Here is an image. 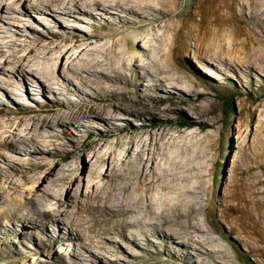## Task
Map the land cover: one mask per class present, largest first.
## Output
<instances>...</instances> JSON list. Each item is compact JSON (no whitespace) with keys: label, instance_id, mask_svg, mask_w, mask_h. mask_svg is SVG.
Returning a JSON list of instances; mask_svg holds the SVG:
<instances>
[{"label":"rangeland","instance_id":"1","mask_svg":"<svg viewBox=\"0 0 264 264\" xmlns=\"http://www.w3.org/2000/svg\"><path fill=\"white\" fill-rule=\"evenodd\" d=\"M161 2L165 14L158 22L143 27L132 24L128 29L109 25L107 14H103L105 19L97 15L90 27L76 15L65 16L52 11L37 13L28 8L21 9L20 13L0 10V63L11 53L21 56L28 52V46L45 44L51 50L47 65L53 77L50 89L46 90L47 86L38 77L33 76L35 80L19 78L4 65L5 72L0 70L3 128L12 120L8 131H13L22 117H48L51 122L60 119L62 122L55 130L46 128L55 137L53 145L41 147V152L34 153L31 146L17 145L18 151L0 147V264H99L85 257H68L77 241L53 237L54 228L50 224L44 229L40 225L26 224L17 206L38 199L24 209L32 211L33 218L40 216L44 223L43 212L54 215L58 200L70 204L72 213L76 205L106 184L104 176L112 163L106 152L113 149L123 155L129 146L126 137L106 135V113L98 110L106 104L100 101L106 95H112L111 103L119 107L107 108V112L113 111L116 117L115 127L131 125L136 131L145 124L143 132L166 134L154 154L152 168L156 176L140 190V194L151 196L152 211L160 212L169 205L197 198L206 203L211 198L206 214H197L203 223L206 216L219 215L217 207L223 200L229 208L228 224H222L226 232L223 237L211 232L207 235L216 239L215 245L209 248L222 249L228 256L218 254L216 259L225 262L226 258H231L236 264H264V72L251 68L250 73L239 70L234 74L217 62L204 60L194 53L195 44L187 33L188 26L209 7V0ZM239 2H236L238 12ZM119 14L115 18L120 17ZM82 34L100 36V40L90 41L107 48L106 54L101 56L103 59L99 60L103 68L108 64L107 69L115 67L119 82L101 78L82 85L78 79L71 80L77 74L68 65L80 47L70 49L72 43L68 39ZM68 49L69 54L64 55ZM154 63L164 68L168 76L179 77L182 84L172 88L167 82L160 85L158 78L161 76L139 80L138 75L148 70L146 65L155 71ZM227 96L231 97L230 109L224 106ZM57 102L66 105L62 109L67 115L80 114L77 124L69 125L68 116L58 118L50 111L58 108ZM90 107L97 110L95 115L89 111ZM149 110H156L158 115L153 117ZM10 111L24 113L13 115ZM38 133L44 134L41 130ZM149 144L145 136L133 147L132 153L146 150ZM6 175L10 176L5 178ZM45 190L50 198L35 196ZM189 191H196L197 195H190ZM12 213L17 214V219L8 218ZM84 218H88L86 214ZM66 219L72 220L74 215ZM56 224L62 237L73 234L65 222L58 220ZM230 225L235 229L228 232ZM119 245L129 255L141 253L130 243L123 241ZM251 250H255L254 255ZM115 256L124 258L122 264L174 262L163 255L148 259L127 257L119 252L110 258ZM193 262L199 261L193 259ZM178 263L185 264L184 261Z\"/></svg>","mask_w":264,"mask_h":264},{"label":"bare ground","instance_id":"2","mask_svg":"<svg viewBox=\"0 0 264 264\" xmlns=\"http://www.w3.org/2000/svg\"><path fill=\"white\" fill-rule=\"evenodd\" d=\"M237 1L239 0H209V7L198 14L199 18L192 19L187 33L194 40V53L204 60L217 62L218 66L226 67L234 74L239 70H248L250 73L251 68L264 72V0H240L239 12L236 10ZM157 5L159 9H157ZM25 8L37 13L52 11L65 16L76 15L90 27H93L92 21L96 20L97 15L101 19H105L103 14H107L106 16L109 15V17H106V22L109 25L122 26L126 29L132 24L141 27L149 26L152 22H158L162 18L161 16L165 14V9H163L165 6L161 0H0L1 11L20 13ZM244 9L247 10V13L244 12ZM118 13H120L118 15L120 17L115 18ZM68 40L72 43L70 49L80 47L78 53L70 58L68 65V68L77 74L75 79H71L72 81L78 79L82 85L92 83L93 80H101V78L114 83L119 82V72L115 71V67L107 69L108 64L106 68H103L101 59L99 60L101 56L106 54L107 48L104 45H94L90 41L100 40L99 35H74ZM28 47L29 50L26 54L17 56L16 53H11L6 56V60L4 59L5 61L0 63V70L5 72L4 65H7L8 71L19 78L35 80L33 76H36L42 81V84L47 86L46 90H49L53 77L50 74L49 65H47L49 59L47 56L51 50L45 44ZM70 49L64 55H68ZM154 64V72L150 70L149 65H146L148 70L138 75V79L145 81L154 76L157 78L161 76L158 78L160 85L167 82L172 88L182 84L179 77L168 76V72L164 68ZM103 70H107V72ZM105 72L106 74H104ZM112 97V95L103 96L100 101L106 104L98 109L100 112L106 113L104 120V124L108 127L106 135L110 134V136L113 135L119 139L126 137V144L129 146L123 155L117 154L113 149L106 152L105 155L112 159L109 173L104 176L106 184L99 190L93 191L80 205H76L75 211L72 213L69 210L70 204L67 205L66 201L58 200L57 211L54 215H50L48 211L43 212L42 217L46 220L44 223L40 216L37 215L34 219L31 215L32 211L24 209L25 205L38 200L36 198L30 199L17 206V211L20 212L22 220L33 227L40 225L42 229L50 224L54 228L53 237L66 238L71 242L77 241L73 252H68V257L74 259L85 257L91 263L122 264L124 258L117 256L110 258L113 254L120 252L126 254L127 257L148 259L163 255L174 261L171 264H181L178 263L180 261H184L185 264H192L194 263L193 259L199 261L197 264H236L235 259L231 258H226L225 262L218 261L216 256L218 254L226 256L225 252L222 249L209 248L216 243V239L207 237L210 232L224 236L226 230L222 224H228L227 209H229L225 205V201L220 200L218 204L219 215L213 218L206 216L203 223H200L197 214H206V208L211 206V198L207 199L206 203L205 201L200 202L197 198V200L189 202H176L177 204L169 205L160 212L152 211L151 196L148 193L140 194V190L142 185L156 176V172L152 168L155 159L154 154L162 140L166 139V134L164 132L159 134L143 132L146 127L145 124H142L141 129L136 131L131 125L115 127L113 121L116 117L113 115V111L107 112V108H119L114 105L115 103H111V99L114 100ZM57 107V109L50 110L55 113L56 117L68 116L69 125L77 124L80 114L71 113L67 115L62 109L66 105L62 102H57ZM89 111L95 115L97 110L90 107ZM149 111L154 115L153 117L158 115L156 110ZM19 113L24 112H9L13 115ZM47 118L22 117L13 131H8L12 120H8L9 124L6 128H3L4 126L0 122V128L4 129L0 132V138H3L0 147L18 151L17 145L31 146L34 153L41 152V147L50 146L53 142L52 138L55 137L46 128L55 130V127L62 123L61 119L51 122ZM28 122L30 124H27ZM20 125H24V128L19 127ZM40 130L44 134H39ZM145 136L150 140L149 147L133 154V147L139 144ZM8 176L10 175H6L5 178ZM195 190L198 191L199 189L196 188ZM189 194L197 195V192L189 191ZM35 196L51 197L46 190L41 194H35ZM140 213L144 214L138 217ZM71 214L74 215V219H66ZM84 214L88 218H84ZM16 215V213L9 214L8 218L15 219ZM59 216L62 218L59 219ZM58 220L65 222L66 227L73 231V234L69 233L64 237L59 235L56 224ZM234 229L230 225L228 232ZM43 234L48 236L45 232ZM221 239L228 240L229 238ZM123 241L134 245L141 253L137 255L130 253L129 255L119 245ZM251 253L254 255L255 250H251Z\"/></svg>","mask_w":264,"mask_h":264},{"label":"trees","instance_id":"3","mask_svg":"<svg viewBox=\"0 0 264 264\" xmlns=\"http://www.w3.org/2000/svg\"><path fill=\"white\" fill-rule=\"evenodd\" d=\"M225 109H230L231 108V97L227 96L225 98V103H224Z\"/></svg>","mask_w":264,"mask_h":264}]
</instances>
